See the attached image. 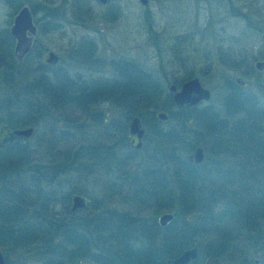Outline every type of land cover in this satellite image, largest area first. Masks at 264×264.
<instances>
[{"label": "trees", "instance_id": "16d2710c", "mask_svg": "<svg viewBox=\"0 0 264 264\" xmlns=\"http://www.w3.org/2000/svg\"><path fill=\"white\" fill-rule=\"evenodd\" d=\"M12 46L13 39L5 31L0 38V73L16 75L15 65L22 63L15 61ZM117 69L118 79L104 80L92 88L87 82L69 87L70 81L67 82L61 73H55L58 81L49 88L37 87L33 90V86L30 89L23 87V95L31 94L30 90L35 92L33 101L16 95L10 100L11 104H7L8 108L12 106L11 109L15 110L12 114L14 118L2 121L14 127L34 125L32 114L38 116L42 107L60 106L63 109L74 103L82 106L93 103L101 96L127 109L135 105L137 108L134 111L138 115L140 105L152 107L160 94L154 78L132 62L122 63ZM46 89L49 91L45 93ZM74 91L77 94L74 95ZM38 97L54 102L44 103L43 106ZM164 100L166 108L174 107L169 91L165 93ZM244 103L240 105L238 98L225 101L224 110L228 114L242 112L233 121L218 116L210 107L201 111H196L195 106L175 107L166 122L150 115L153 149H150L140 174L129 178V183L125 185L134 189L130 193L134 206L165 207L173 211L172 220L164 228L156 224L153 215L147 220L148 216L146 219L137 212L103 208L99 199L92 205V214L70 215L71 195L88 197L85 191L75 189L74 184L87 180L91 174L86 162L74 167L76 160L79 162V157H86L87 161L90 160L89 164L93 160L99 165L103 163L104 156L93 154L92 157L82 145L70 156L71 147L63 148L61 145L66 140L64 134L53 139L47 146L46 157L31 163L26 171L25 145L12 143L0 149V246L16 250L33 245V256L41 264H83L80 263L82 260L84 264H167L168 259L191 244L195 235L206 234H211L212 239L202 251L204 254L222 255L224 251L238 246L239 241L245 242V246L258 245L262 248L264 128L259 122L263 113H259L251 101ZM5 105L0 107L6 109ZM127 109L123 116L124 125L129 117ZM188 113L192 114L193 120L190 128L178 122L170 124ZM163 123L166 125L164 130L161 129ZM118 127L123 134L125 126L118 124ZM205 139L208 143H203L206 149L204 163H188L183 153L196 147L198 140ZM148 140L145 137L146 144ZM132 153H136L135 150ZM70 172L75 173V179L71 184L66 181L68 188L62 191L63 176ZM119 185L123 186L112 184L110 180L104 188L109 195L116 191L122 199L123 195L117 189ZM124 196L128 197L129 193ZM55 205H58L59 212L54 210ZM66 214L71 216L70 223L63 220ZM189 214L195 226L186 221L185 216ZM128 218L141 219L138 224L142 239L137 242L130 241L132 236L124 230V226L130 223L126 224ZM146 220L147 229L144 228ZM56 235L59 240L54 242L52 239Z\"/></svg>", "mask_w": 264, "mask_h": 264}, {"label": "rangeland", "instance_id": "374dc122", "mask_svg": "<svg viewBox=\"0 0 264 264\" xmlns=\"http://www.w3.org/2000/svg\"><path fill=\"white\" fill-rule=\"evenodd\" d=\"M24 4L31 12L37 33L34 35L33 49L23 57L21 64L15 65L17 74L0 73V105L6 103V109L0 107V123L12 117L10 114L15 111L11 109L12 106L7 107V104H11L10 100L21 95L32 102V97H35L32 96L35 93L33 90H37V87L55 85L58 81L55 73H61L67 82L70 81L69 87L87 82L92 88L104 80L118 79L117 68L122 63L132 62L148 72L154 78L156 87L160 88V94L152 107H138L140 115L135 114V105L127 109L102 96L95 98L91 104L80 106L74 103L63 109L57 106V110L44 116L43 120L32 114L35 120L34 134L24 144L27 150L25 171L31 167V163L46 157L47 146L52 143V134L55 132L64 134L66 140L61 145L63 148L71 147L70 156L77 148H82L81 145L92 157L93 154L104 156L103 163L99 165L94 164L93 160L89 164L90 160L87 161L86 157H79V162L76 160L74 167L86 162L91 174L87 180L74 184L75 189L88 194V197L77 194L84 198L85 205L77 209L75 214H92V205L99 199L103 208L137 212L146 219L148 216L147 220L151 215L156 219L164 212L173 215V211L165 207L155 209L152 206H134L130 197L134 189L125 185L129 183V178L140 174L153 146L150 115L155 116L156 112L164 111L168 116L175 110L176 106L166 108L164 100L170 84L179 87L185 79L198 77L201 85L210 91V98L194 105L196 111L210 107L218 116L232 121L240 117L242 112L228 114L224 110L225 101L231 102L238 98L240 105L251 101L257 111L263 113L259 123L264 128V70L257 71L252 66L255 60L264 58V0H147L145 5L138 0H111L105 5L93 0H0V38L5 31L8 32L13 16ZM47 50L57 55L54 65H47L42 60ZM236 77L243 82L237 84L234 81ZM32 86L35 87L30 90L32 93L23 95V87L30 89ZM44 91L46 93L49 89ZM39 101L43 106L44 103H51L49 100ZM79 102L83 103L81 100ZM126 109L129 117L124 125ZM132 115L139 116L143 128L142 145L139 150H135L136 153H132L133 149L126 142L128 120ZM177 122L190 128L192 114L188 113L170 124L176 125ZM118 124L125 126L123 134ZM165 128L163 123L161 129ZM145 137L149 138L147 144ZM203 143L208 142L206 139L198 140L196 146L206 152ZM190 151L184 152L183 156ZM63 177L62 191L73 182L75 173L70 172ZM110 180L112 184L123 185L117 187L123 195L122 199L116 191L109 195L104 188V184ZM126 192L129 193L128 197L124 196ZM54 210L59 212L58 205L54 206ZM185 217L187 222L192 223L191 226H195L192 215ZM69 218L71 216L66 214L63 220ZM147 220L144 222L145 229ZM140 221V218L126 220V224L130 223L124 226V230H128L132 236L130 241L142 239ZM194 238L197 239V264H202L207 255L202 251L207 248L212 235H195ZM52 240L55 242L59 238L56 235ZM239 243L219 256L223 264H253V258H258L259 264H264V253H261L264 252V246H245L243 241ZM0 252L4 264L20 261L24 264H41L33 256V245L16 250L4 249L1 245ZM80 263L85 262L82 260Z\"/></svg>", "mask_w": 264, "mask_h": 264}, {"label": "water", "instance_id": "95a60500", "mask_svg": "<svg viewBox=\"0 0 264 264\" xmlns=\"http://www.w3.org/2000/svg\"><path fill=\"white\" fill-rule=\"evenodd\" d=\"M107 0H98L100 3H105ZM142 5H145L147 0H138ZM36 27L32 22L31 12L26 4L22 5L12 18L8 33L14 39L13 56L17 61H21L23 57L29 53L31 49V36L35 33ZM264 40V37H263ZM42 60L47 65H54L57 61V55L52 51L47 50L43 53ZM257 69L264 67V60L254 63ZM237 83H242L239 78L235 79ZM170 92V99L174 106L192 107L200 102L208 101L210 91L203 87L196 76L189 77L182 81L179 87L170 84L167 87ZM155 117L160 122H165L168 118L164 111H158ZM31 127L23 129H9L6 125H0V147L7 146L13 140L22 136L30 135ZM127 145L134 149L141 148V139L143 136V128L138 115H132L128 120L127 125ZM206 159L205 150L200 147H194L186 156L185 160L193 165H200ZM70 212L73 214L77 209L85 205V200L80 195H73L71 199ZM173 218L172 213L164 212L157 216V222L160 226H165ZM196 238H192L191 246L184 249L177 256L166 261L167 264H192L197 256ZM0 264H4V258L0 252ZM203 264H220L218 259L208 256L204 259Z\"/></svg>", "mask_w": 264, "mask_h": 264}, {"label": "flooded vegetation", "instance_id": "af4514ba", "mask_svg": "<svg viewBox=\"0 0 264 264\" xmlns=\"http://www.w3.org/2000/svg\"><path fill=\"white\" fill-rule=\"evenodd\" d=\"M93 1H95V2H97L98 4H100V5H105V4H107V2H109V1H111V0H107L105 3H100V2H98V0H93ZM88 12V11H87ZM32 17V16H31ZM32 22H33V20H32ZM35 25V24H34ZM35 27H36V25H35ZM37 33V27H36V30H35V33L31 36V48H32V46H33V44H34V35ZM10 36V35H9ZM11 37V36H10ZM13 39V38H12ZM264 41V40H263ZM13 46H14V39H13ZM31 50V49H30ZM260 60H264V58H262V59H260ZM260 60H255L253 63H252V66H253V68L255 69V70H257V71H261V70H264V67L262 68V69H257L256 67H255V65H254V63L256 62V61H260ZM237 78V77H236ZM236 78H234V81L237 83V81L235 80ZM241 80V79H240ZM242 81V80H241ZM243 82V81H242ZM237 84H241V83H237ZM48 102H51V101H48ZM56 107L57 106H47V107H42L41 108V110H39V112H38V117L40 116L41 118H42V120H43V118H44V116H48L49 115V113L50 112H53L54 110H57L56 109ZM60 108V106H58V109ZM47 113V114H46ZM45 114V115H44ZM10 115H12V114H10ZM56 117V116H55ZM9 118L10 119H12V118H14L13 116H12V118L9 116ZM57 119L58 120H60L58 117H57ZM70 120H71V118H69ZM68 120V119H67ZM68 122H69V120H68ZM2 124H4V125H6V127L7 128H9V129H23V128H28V127H31V132H30V135L29 136H27V137H24V136H22V137H20V138H17V139H15V140H13L10 144H8L7 146H9V145H11L12 143H20V144H26L27 142H28V140L33 136V134H34V125H23V126H18V127H14V126H12V125H10L9 123H7V122H1L0 123V125H2ZM59 135V132L58 133H53L52 134V136H53V139H55V137H57ZM71 135H69V137H70ZM127 139V138H126ZM7 146H4V147H0V149H2V148H5V147H7ZM134 150V149H133ZM204 163V162H203ZM201 165V164H200ZM73 196V195H72ZM71 199H72V197H71ZM71 199H70V204H69V211H70V206H71ZM76 212V211H75ZM75 212L73 213V214H71V212H70V215H74L75 214ZM70 221H71V219L69 218V219H67L66 220V223H70ZM155 221H156V224L160 227V228H164V227H166L167 226V224L165 225V226H160L159 224H158V222H157V217H156V219H155ZM194 238V237H193ZM196 241H197V239H196ZM191 243H192V240H191ZM191 246V245H190ZM189 246V247H190ZM197 246V245H196ZM225 252V251H224ZM223 252V253H224ZM256 252H261L260 250H257ZM222 253V254H223ZM261 253H264V252H261ZM208 256H211V257H213V258H216V259H218V261H219V263L220 264H223L222 263V261H221V259H220V255L219 256H214V255H209V254H207L206 255V257H208ZM205 257V258H206ZM173 258V257H172ZM197 259H198V248H197V256H196V258H195V260L193 261V263L192 264H194L195 262H197ZM204 261V260H203ZM243 263H246V262H243ZM242 263V264H243ZM252 263L253 264H259V260H258V258H253L252 259ZM203 264V263H202Z\"/></svg>", "mask_w": 264, "mask_h": 264}]
</instances>
